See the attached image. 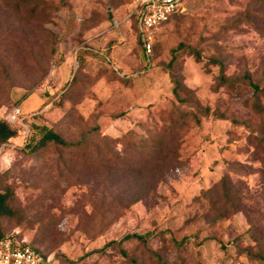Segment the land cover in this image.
I'll use <instances>...</instances> for the list:
<instances>
[{
	"label": "rangeland",
	"instance_id": "1",
	"mask_svg": "<svg viewBox=\"0 0 264 264\" xmlns=\"http://www.w3.org/2000/svg\"><path fill=\"white\" fill-rule=\"evenodd\" d=\"M133 2L66 0L44 21L25 19L0 2V65L7 73L0 69V118L18 130L0 147V183L16 185V205L26 213L20 225L6 222L4 232H18L52 256L53 264H115L123 251L149 264L146 248L171 264L179 255L193 264H264V0H185L181 17L159 30L149 60L129 16ZM47 31L55 35L52 56ZM180 41L207 59L222 57L225 75L237 81L233 89L216 90L218 66L181 59L184 84L211 114L198 125L176 129L180 166L168 169L150 197L123 209L129 195L125 182L76 166L71 176L58 172L52 156L36 161L22 151L30 130L42 126L55 125L65 137L79 138L83 128L64 117L71 107L84 118L98 116L102 134L119 136L129 129L158 134L172 98L162 67ZM82 51L85 65L78 69ZM108 59L125 75L143 66L142 73L129 85L111 79ZM74 74L84 84L72 86L62 106H44L37 91H55ZM221 177L232 186L239 211L210 224L208 202L200 194L210 187L219 192ZM102 214L117 217L94 237L105 223ZM133 233L143 238L132 235L120 249L101 252L110 240Z\"/></svg>",
	"mask_w": 264,
	"mask_h": 264
},
{
	"label": "trees",
	"instance_id": "2",
	"mask_svg": "<svg viewBox=\"0 0 264 264\" xmlns=\"http://www.w3.org/2000/svg\"><path fill=\"white\" fill-rule=\"evenodd\" d=\"M65 1L58 0L56 5H50L46 0H0L14 14H21L28 20H36L42 17L40 20L43 21L44 17L48 18L52 13L60 10ZM184 11L173 14L169 21L180 18ZM107 17L111 18L110 13H108ZM130 17L133 19L137 33L136 19L133 15H130ZM102 20L104 18H101ZM158 35L159 31L156 37ZM45 37L51 39L49 54L52 56L55 53V35L47 31ZM136 41L140 45L138 35H136ZM157 45L159 43H157L156 38V41L153 43L152 55L154 47ZM84 52L82 51L77 56L78 69L84 68ZM2 53L3 51L0 48V57ZM168 55V61L162 68L169 78L172 98L167 118L163 122V126L158 134L144 135L134 129H129L119 136L102 134L98 116L87 119L71 107L66 111L64 117L70 116L78 128H83L79 138L65 137L58 132L55 125L42 126L38 132L30 130L22 151L36 161H41L46 157L52 156L57 169H59L58 172H65L71 176L76 166L77 170L84 173L96 174L116 182H125L123 186L125 185V188L129 190V195H127L128 199L125 201V204L121 206L123 209H128L138 201H144V199L150 197L155 192L156 186L168 172V169H175V167L180 166L178 162L179 135L176 134V129L184 128L186 125H198L202 117L211 114L209 107L201 105L194 91L184 84V75L181 68L177 66L181 59L189 56L197 63L208 62L218 66V73L214 75V88L216 90L220 87L233 89L234 82L237 81L225 75L224 59L222 57L207 59L202 56L197 47L187 42H178L170 48ZM108 61L112 65L111 79L121 81L126 85H129L134 78L139 77L143 70L142 66L138 69L137 74L125 75L121 73L120 69L110 59ZM0 69L7 76L3 65H0ZM205 69L207 70V68ZM244 79L251 82V79L246 74L244 75ZM81 84L83 85L84 83L74 74L70 81L67 80L55 91L38 90L37 94L43 99L44 106L49 103L62 106V101L70 97L71 87ZM254 89L256 90V87ZM6 93L9 98V91L7 90ZM262 112L264 113V108ZM17 132V128L8 120L0 118V147L16 137ZM2 183H0V239L6 235L4 232L6 222L13 220L15 225H20L26 218L24 209L16 205V185L14 183ZM217 187L219 190L217 193L214 192V188L210 187L202 190L200 194L208 202L206 218L210 224H215L239 211L234 199L233 188L225 177L219 178ZM104 214H102L101 220L104 219L105 223L94 234V237L100 235L117 217H103ZM132 239V234H128L121 240H110L102 246L101 252L106 253L109 249H120L121 241L125 242ZM252 240L255 242V245H259L258 238L253 237ZM140 243H143V241H140ZM30 245L43 256L48 255L40 251L38 247ZM146 249L147 259L150 261L149 264H171L157 251L149 248ZM245 252L250 258L253 257V254L247 252V250ZM122 253L121 261L115 264H143L137 259L130 257L127 252L123 251ZM256 253H260V249H257ZM178 257V261L173 264H193L188 257L180 255Z\"/></svg>",
	"mask_w": 264,
	"mask_h": 264
},
{
	"label": "built area",
	"instance_id": "3",
	"mask_svg": "<svg viewBox=\"0 0 264 264\" xmlns=\"http://www.w3.org/2000/svg\"><path fill=\"white\" fill-rule=\"evenodd\" d=\"M184 10L185 0H134L129 16L136 19L137 35L148 60L160 28ZM0 264H53V258L37 252L18 232H11L0 239Z\"/></svg>",
	"mask_w": 264,
	"mask_h": 264
},
{
	"label": "water",
	"instance_id": "4",
	"mask_svg": "<svg viewBox=\"0 0 264 264\" xmlns=\"http://www.w3.org/2000/svg\"><path fill=\"white\" fill-rule=\"evenodd\" d=\"M132 235H133L134 237L138 238V239H142V238H143L142 235L137 234V233H133Z\"/></svg>",
	"mask_w": 264,
	"mask_h": 264
},
{
	"label": "crops",
	"instance_id": "5",
	"mask_svg": "<svg viewBox=\"0 0 264 264\" xmlns=\"http://www.w3.org/2000/svg\"><path fill=\"white\" fill-rule=\"evenodd\" d=\"M14 138H12L11 140H13Z\"/></svg>",
	"mask_w": 264,
	"mask_h": 264
}]
</instances>
